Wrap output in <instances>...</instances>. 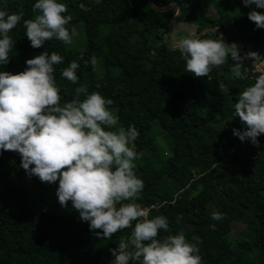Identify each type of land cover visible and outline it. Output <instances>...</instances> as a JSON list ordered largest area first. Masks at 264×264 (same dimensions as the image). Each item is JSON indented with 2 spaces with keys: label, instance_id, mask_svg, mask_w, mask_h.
<instances>
[{
  "label": "trees",
  "instance_id": "1",
  "mask_svg": "<svg viewBox=\"0 0 264 264\" xmlns=\"http://www.w3.org/2000/svg\"><path fill=\"white\" fill-rule=\"evenodd\" d=\"M36 2L0 0V10L23 13L21 22L9 33L15 42L10 62L0 65V72H22L26 60L44 51L61 55L63 63L56 66L55 84L62 104L74 97L75 88L86 85L89 94L97 91L113 100L109 107L117 110L120 127L135 125L139 130L133 142L140 154L134 171L143 180L144 189L137 202L146 208L159 205L149 218L167 217L169 231L161 230L160 238L182 231L189 242H198L202 264H264V242L249 239L244 231L236 241L229 239L236 215L238 221L249 215L264 239V134L258 137L259 146L241 142L232 134L234 128H242L234 104L239 93L254 83L256 66L245 58L241 67L245 78H236L234 61L228 58L208 77L197 78L185 71L180 52L169 45L189 33L217 28L230 41L242 43L247 52H258L261 57L264 28H256L248 13H264V9L252 5L239 10L234 0H152L157 7L181 6L167 43L168 25L177 8L157 11L148 0H57L67 5L64 15L73 17L67 25L70 33L78 22L84 24L86 48L75 52L55 39L41 48L31 47L23 20L34 19L32 6ZM180 20L195 29L176 31ZM102 25L109 28L104 38ZM218 37L210 32L201 39ZM240 54L245 57L242 50ZM93 55L103 60L107 71L103 79H96L95 66L84 63ZM73 60L80 64L77 84L61 76V70ZM114 68H119V75H111ZM221 85L228 91H222ZM80 98L83 100L84 94ZM153 120L174 140L173 153L165 161L151 131ZM20 165L17 152L0 150V196L15 199L19 207L16 212L0 208V264H112L110 250L118 247L121 237L131 235V227L102 239L79 217L33 209L27 190L12 181L13 175L26 173ZM213 212L223 213L224 219H211Z\"/></svg>",
  "mask_w": 264,
  "mask_h": 264
},
{
  "label": "clouds",
  "instance_id": "2",
  "mask_svg": "<svg viewBox=\"0 0 264 264\" xmlns=\"http://www.w3.org/2000/svg\"><path fill=\"white\" fill-rule=\"evenodd\" d=\"M242 3L264 9V0ZM67 11V5L57 0H37L32 6L34 19L23 20L32 48H41L53 39L72 44L76 32L73 28L70 33L67 27L73 19L64 15ZM22 17V12L0 10V65L10 62L15 41L9 33ZM248 19L256 28H264V13L252 10ZM174 48L186 62L185 71L194 77H208L230 56L234 77L245 78L241 72L245 57L235 43L228 45L222 37L201 39L192 32ZM247 58L262 61L258 52L249 51ZM62 63L61 55L44 51L26 60L22 72H0V150L17 152L20 166L30 178L35 176L47 184L58 182L56 196L61 207L67 208L71 202L79 219L88 223L98 238L111 239L131 227V235L121 237L118 247L110 250L112 264H202L198 242H189L182 231L160 238L161 230L169 231L167 217L149 218L151 209L137 202L144 189L143 180L134 171L140 154L133 142L139 130L135 125L118 126L119 117L109 107L113 100L97 91L89 94L86 85L75 88L74 97L62 104L55 84L56 66ZM84 63L95 66L97 59L93 55ZM79 68L76 60L71 61L61 70L62 78L77 84ZM234 115L242 128H234L232 134L241 142L259 146L258 137L264 134V73L239 93ZM211 219L221 221L224 214L213 212Z\"/></svg>",
  "mask_w": 264,
  "mask_h": 264
},
{
  "label": "rangeland",
  "instance_id": "3",
  "mask_svg": "<svg viewBox=\"0 0 264 264\" xmlns=\"http://www.w3.org/2000/svg\"><path fill=\"white\" fill-rule=\"evenodd\" d=\"M234 1L237 2V8L239 10H243L246 8L244 4L242 3V0H234ZM212 14L216 15L217 14L216 10L215 12L213 10ZM74 29H75L76 34L72 37V44L66 45V46L68 49L72 51L83 52L87 44L84 24L81 22H78L74 26ZM192 29H195V28L190 26L183 20L177 21L175 24L176 31H180V30L189 31ZM108 30L109 28L107 25L101 26V29H100L101 38H104ZM237 44H242V43H237ZM229 58L232 60L230 56ZM96 59H97V63L95 65L96 79H103L106 76L107 71L103 66L102 58L97 57ZM262 62H264V59L260 63ZM263 67L264 65H262V68ZM119 72H120L119 68H114L111 70V75L113 76L119 75ZM111 111L115 115L118 116V112L116 109L115 111L114 110H111ZM118 126H120V123ZM151 131L152 133H154L155 142L160 152V158L162 159V161H165L173 153V148H174L173 137L170 134V132H168L166 129L160 126L157 120H153L151 122ZM146 155L147 156L151 155L150 151L146 152ZM143 161L147 162L146 160H143ZM135 164L137 166L139 162L135 161ZM12 181L18 187L27 190L28 195H29L30 204L33 209L55 213V214H59V215L67 216V217H79V213L72 208L71 202L68 203L67 208H62L61 205L59 204L58 198L56 196V189L58 187V182L56 184L36 183L33 180V178L32 177L30 178L26 173L23 176L13 175ZM0 208L10 211V212H16L19 207L15 199H10V198L4 199L0 196ZM238 216L239 215L235 216L236 223L233 226V231L229 235V239L231 241H236L235 239L237 238V236L240 235L241 232L243 233L244 231L245 234H247V236L249 237V239L256 241L257 243H260V244L263 243L264 239L262 237H259V235L257 234L256 229L254 227V222L251 220L250 216L248 215V217H245L243 221L242 219L241 221L240 220L238 221L239 219ZM239 239L241 240V238Z\"/></svg>",
  "mask_w": 264,
  "mask_h": 264
},
{
  "label": "water",
  "instance_id": "4",
  "mask_svg": "<svg viewBox=\"0 0 264 264\" xmlns=\"http://www.w3.org/2000/svg\"><path fill=\"white\" fill-rule=\"evenodd\" d=\"M96 1L99 2L101 0H96ZM148 2L157 11H166V10H170L172 8H177L176 14H174L171 17V19H170V22H169V25H168V29H167V33H166V36H165V41L168 43L171 31H172L173 24L177 20V18H179V16L181 15V12H182L181 6H180L179 3H173V4H171L169 6H166V7H157V6H155L153 4L152 0H148ZM210 32H215L216 34L220 35L228 45H231V44L234 43L232 41L230 42L228 37L224 33H222L220 30H218L217 28L205 29L203 32L198 34V36L201 38V37H203L204 35H206V34H208ZM235 44L237 45V47L239 49H241L243 51V54H244L245 58L247 59V61L249 62L250 65L257 66L261 62V61L260 62L259 61H256V62L251 61V59L247 58V53L248 52L246 51L245 47L242 44H237V43H235ZM169 45H170L171 49L175 50L174 45H171V44H169ZM263 59H264V52H263L262 56L260 57V60H263Z\"/></svg>",
  "mask_w": 264,
  "mask_h": 264
},
{
  "label": "built area",
  "instance_id": "5",
  "mask_svg": "<svg viewBox=\"0 0 264 264\" xmlns=\"http://www.w3.org/2000/svg\"><path fill=\"white\" fill-rule=\"evenodd\" d=\"M262 65H264V62L260 63L259 65L256 66V68H254L253 74L259 76L260 74L264 73V67L262 68ZM158 207H159V205L156 204V205L151 206L150 209L153 210V209H156Z\"/></svg>",
  "mask_w": 264,
  "mask_h": 264
}]
</instances>
